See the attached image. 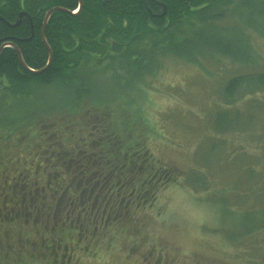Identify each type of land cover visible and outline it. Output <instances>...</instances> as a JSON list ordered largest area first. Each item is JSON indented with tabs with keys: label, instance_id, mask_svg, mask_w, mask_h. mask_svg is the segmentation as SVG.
<instances>
[{
	"label": "rangeland",
	"instance_id": "1",
	"mask_svg": "<svg viewBox=\"0 0 264 264\" xmlns=\"http://www.w3.org/2000/svg\"><path fill=\"white\" fill-rule=\"evenodd\" d=\"M227 16L219 23L224 29L219 37L227 40L210 43L213 48L205 47L207 55L194 60H165L158 72L146 77L139 98L137 87L127 93L117 87L106 89L109 72L94 61L82 72L96 83L93 91L102 99L96 97L94 106L81 102L74 114L77 104L70 100L59 105L69 111L45 110L38 115L41 108L54 107L59 88L30 86L15 97L12 89L0 91V135L16 112L6 115L15 103L20 111L13 117L17 122L26 119L24 110L39 116L28 119L26 132H18L19 137L24 135L22 141L51 124L72 125L75 132L90 129L86 122L107 117L106 109H99L104 106L139 117L145 127L140 144L147 155L137 159L136 168L129 169L121 182L139 180L146 183L144 190L120 194L118 200L125 199L119 203L117 219L114 212L99 219L96 240L80 264H152L158 259L161 264H264V86L244 87L228 102L222 97L232 78L263 72L264 19L247 38L239 17ZM2 84L9 87L4 80ZM116 92L125 94L106 99ZM18 135L10 133L0 151L9 150L13 140L17 146ZM35 141L32 136L23 145ZM18 153V148L12 151L13 156ZM127 199L134 203L125 218ZM4 229L0 227V233ZM39 261L43 264L40 256ZM0 264H23L21 249L0 248Z\"/></svg>",
	"mask_w": 264,
	"mask_h": 264
},
{
	"label": "trees",
	"instance_id": "2",
	"mask_svg": "<svg viewBox=\"0 0 264 264\" xmlns=\"http://www.w3.org/2000/svg\"><path fill=\"white\" fill-rule=\"evenodd\" d=\"M80 1L82 6L78 9L79 0H0V91L12 89L11 94L15 97L17 91L25 94L30 86L60 89L57 91L60 97H56L54 107H40L38 115L45 110H56V113L69 111L59 105L70 100L77 104L72 108L71 114H74L81 102L87 100L94 106L96 97L102 99L98 96L100 93L96 95L97 92L93 91L96 83L82 72L90 61L105 66L109 72L106 89L117 87L118 90L126 89L127 93L128 89L137 87L139 98L143 94L141 90L146 77L158 72L165 60H194L198 55H207L205 47L213 48L210 43L227 40L219 37V33L224 31L219 23L226 20L228 14L239 17L238 22L247 38L252 30L256 32L264 19V0ZM162 5L165 7L163 15ZM55 7L64 11L53 12L44 29V41L52 54L46 67L49 56L41 31L45 13ZM14 48L18 49L24 67ZM245 51L252 58L248 47ZM3 80L8 83V88L2 84ZM226 84L222 97L227 102L235 100L244 92L240 90L244 87L264 86V70L234 77ZM90 93L91 96L88 95ZM125 93L116 92L106 99L110 101ZM46 101L41 100V103ZM15 105L6 112L7 115L16 110L5 123L4 130L8 132L26 125L31 117H39L36 111L24 110L26 119L17 122L13 117L20 111ZM103 108L107 117L99 119L104 123V134L117 145L116 151L120 147L119 152L112 154L121 161L126 152L145 157V147L140 144L142 135H145L141 119H133L121 109L112 111L106 106L99 109ZM125 175L129 173L122 174L121 179ZM138 181H131L135 193L143 191L146 185Z\"/></svg>",
	"mask_w": 264,
	"mask_h": 264
},
{
	"label": "flooded vegetation",
	"instance_id": "3",
	"mask_svg": "<svg viewBox=\"0 0 264 264\" xmlns=\"http://www.w3.org/2000/svg\"><path fill=\"white\" fill-rule=\"evenodd\" d=\"M100 121L86 122L90 129L76 132L72 125L51 124L41 133L28 134L36 141L25 145L27 138L22 141L24 135L19 137L18 132L29 123L0 135V145L10 133L18 135L17 146L13 140L9 150L0 151V169L8 171L0 170V211H5L0 214V227L5 228L0 248L19 247L23 264H41L39 256L43 264H80L96 240L94 228L103 216L114 212L117 219L119 203L125 199L119 201L120 194L127 190L135 194L132 179L121 184L125 179L121 177L136 168L140 156L126 152L122 162L113 155L120 147L116 151ZM16 148L17 157L12 154ZM133 203L127 199L125 218ZM158 260L152 264H161Z\"/></svg>",
	"mask_w": 264,
	"mask_h": 264
},
{
	"label": "water",
	"instance_id": "4",
	"mask_svg": "<svg viewBox=\"0 0 264 264\" xmlns=\"http://www.w3.org/2000/svg\"><path fill=\"white\" fill-rule=\"evenodd\" d=\"M81 6H82V4H81V1L79 0L78 9H80ZM162 8H163V9H162V15H163V14H165V7H164V5H162ZM62 10H63V9H60V8H58V7L51 8V9H49V10L45 13V15H44L43 26H42V31H41V37H42V40H43V42H44L45 48H46L47 51H48V56H49V60H48V63H47V66H46V67H48L49 64H50V62H51L52 54H51V51H50L48 45H47V44L45 43V41H44V29H45L46 23H47L48 18L50 17V15H51L53 12H55V11H62ZM63 11H64V10H63ZM21 15H22V14H20L19 17H20ZM14 49H15L16 53L18 54V59H19L20 64L24 67V64H23V62H22V59H21V57H20V54H19L18 49H17V48H14ZM46 67H45V68H46ZM45 68H44V69H45ZM31 72H33V71L31 70ZM34 73H35V72H34ZM37 73H39V71H38Z\"/></svg>",
	"mask_w": 264,
	"mask_h": 264
}]
</instances>
